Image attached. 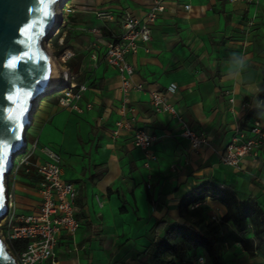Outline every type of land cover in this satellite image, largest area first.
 Here are the masks:
<instances>
[{
    "label": "crops",
    "instance_id": "0c3cea01",
    "mask_svg": "<svg viewBox=\"0 0 264 264\" xmlns=\"http://www.w3.org/2000/svg\"><path fill=\"white\" fill-rule=\"evenodd\" d=\"M156 1L71 0L75 9L66 14L63 32L66 45L74 49L69 66L89 89L78 103L80 111L61 106V94L42 98L29 136L39 146L34 161L53 162L41 151L51 150L59 157L62 179L79 189V250L72 251V239H60L58 264H149L147 250L153 242L170 227L186 223L181 202L206 186L230 190L242 203L252 198L264 211V160L234 169L220 159L238 124H250L256 115L264 118L259 99L264 91V0H188L189 11L166 3L151 26V41L139 42L137 53L128 56L135 72L127 91L118 70L105 60L106 50H94L88 63L86 46L66 39L68 31L90 27L86 20L101 3L115 19L125 10L142 19ZM100 29L107 44L112 35ZM233 53L248 57L244 77L257 92L237 86L227 75L226 62ZM171 84L178 89L168 100L181 120L170 113L156 114L151 106V92H165ZM183 124L208 134L209 144L194 148L181 136ZM137 130L156 138L150 148L156 160L149 168L145 151L133 142ZM39 180L34 172L10 176L18 213L37 210ZM196 207L211 208L210 217L227 212L210 198Z\"/></svg>",
    "mask_w": 264,
    "mask_h": 264
},
{
    "label": "built area",
    "instance_id": "2783aa9c",
    "mask_svg": "<svg viewBox=\"0 0 264 264\" xmlns=\"http://www.w3.org/2000/svg\"><path fill=\"white\" fill-rule=\"evenodd\" d=\"M188 0H158L155 2L151 11L142 19L136 18L129 10H125L121 17L122 31L119 34H112L104 58L107 63L118 70L124 91L132 88L131 76L135 70L128 61V56L136 54L138 43H149L151 41V26L158 17L166 10V3H178L184 6L185 10H191L192 6ZM231 2L242 1L247 3L258 2V0H229ZM70 13L71 9L63 7V12ZM110 21L115 17L112 13L104 14ZM66 21H63V25ZM99 38H102V30L94 27L92 30ZM63 43V41H62ZM74 53L67 50L61 56L62 67L59 74V90L52 93H60L59 102L64 108L80 111L79 101L83 94L89 89L86 84L79 81L78 75L69 66L70 59ZM57 60V57H55ZM97 60V53L94 55ZM141 88V86H139ZM178 87L171 84L165 92H151V106L156 114L170 113L180 118L178 112L169 102V94H175ZM231 102H234L232 99ZM120 125V124H119ZM184 126L181 136L189 140L196 149L206 147L210 137L205 132H199ZM156 141L155 136L145 130H137L133 137L136 147L145 151L147 162L145 167L149 168L150 162L156 160V156L150 148ZM39 146L36 141H30L27 134V146L23 154L25 156L15 166V175L21 172H34L40 177L38 191L40 203L32 214H20L17 211L15 191L9 186L7 194L8 212L0 224V235L5 241L10 253L16 260V264H58L55 249L62 238L72 239V251L78 252L79 247L75 241L81 222L77 217L75 209L76 200L79 196L78 186L74 183L66 182L62 179V169L59 166V157L51 150L44 148L42 153L49 156L53 162L37 164L34 161ZM221 163L229 168L241 169L242 166L251 161L254 166H258L264 160V118L254 116L250 124H238L234 134L225 147L220 152ZM14 170V169H13ZM13 174V172H12ZM11 174V175H12ZM150 184L148 188H150ZM211 222H220L221 218L217 215L210 217ZM25 241L26 245L19 249L13 248V241ZM191 264H206V259L199 256Z\"/></svg>",
    "mask_w": 264,
    "mask_h": 264
},
{
    "label": "water",
    "instance_id": "95a60500",
    "mask_svg": "<svg viewBox=\"0 0 264 264\" xmlns=\"http://www.w3.org/2000/svg\"><path fill=\"white\" fill-rule=\"evenodd\" d=\"M60 1L0 0V145L6 146L0 171V224L8 212V182L16 158L27 146V134L39 102L52 93L46 90L53 58L44 42L52 39L62 25L61 20L56 22ZM13 61L16 66L9 67ZM21 111L23 115L17 120ZM0 246L4 250L0 264H16L1 235Z\"/></svg>",
    "mask_w": 264,
    "mask_h": 264
},
{
    "label": "trees",
    "instance_id": "16d2710c",
    "mask_svg": "<svg viewBox=\"0 0 264 264\" xmlns=\"http://www.w3.org/2000/svg\"><path fill=\"white\" fill-rule=\"evenodd\" d=\"M259 99L264 109V91ZM208 198L219 201L226 208V214L218 223H206L203 218L192 223L190 216L201 209L196 206ZM180 211L186 214V223L170 227L153 242L147 250L149 264H191L199 256L205 257L206 264H225L221 261L220 249L235 244L242 245L245 250L254 248L257 254L264 256V211L256 200L251 198L242 203L230 190L206 186L181 202ZM248 233L253 235L252 239L243 236ZM25 245V241L19 240L12 243L16 249ZM200 249L205 255L195 256Z\"/></svg>",
    "mask_w": 264,
    "mask_h": 264
},
{
    "label": "rangeland",
    "instance_id": "374dc122",
    "mask_svg": "<svg viewBox=\"0 0 264 264\" xmlns=\"http://www.w3.org/2000/svg\"><path fill=\"white\" fill-rule=\"evenodd\" d=\"M71 0H69V3H65L63 4L62 7V11H63V7H66V9H71L72 12L75 9V6L71 5ZM102 3L100 4V7H98L96 9L97 13L95 15H89L88 19L86 20L87 23L89 24L90 27H87L85 29H81V30H75V31H68L67 37L66 39H76L78 41H80L83 45L86 46V50L88 51L89 55L87 56V62L91 63L92 62V58H93V51L94 50H106L107 48V44H106V38L104 35V33H102L104 36L103 38H99L96 33H94L92 30L94 28L95 24H99V28L104 29L107 32V36H111L112 35V30H114L116 33H119L122 31V23H121V17L118 16L116 19H114L113 21H110L107 17L104 16V14L109 12V9L105 7H101ZM70 12V13H72ZM62 13V12H61ZM67 13L66 11L62 13L61 16V22L62 25L60 27V29L57 31V33L52 37V39H50L49 41H45V47L47 48V46H49L51 49L49 51V53L51 54L52 58L55 59V57H57V63L59 64V69L58 72L60 74V71L62 69L61 65H64L63 62L59 61V54L62 51V53L64 54L66 52V50H70L73 52V48H71L70 46H67L65 41H64V30H66L67 28V24L63 25V21L66 20V14H70ZM111 30V31H110ZM103 32V31H102ZM63 41V43H62ZM100 41V42H99ZM85 43V44H84ZM65 51V52H63ZM60 93H55L53 96L59 95ZM49 96H45L43 99L47 100ZM32 127L30 128L29 132H28V137L32 136ZM25 156V154L21 153L17 156L16 158V167L18 166L19 162L23 159V157ZM16 167L13 170V174H15L16 172ZM211 208H205V209H200V211L195 214V215H191L190 216V221L192 223L198 222L201 218L204 219V221L206 223H210V214H213V211H209ZM218 214V212L216 213ZM222 218V217H221ZM4 221V220H3ZM2 221V222H3ZM233 228V226H231ZM235 229V228H234ZM249 230H252V226L249 227ZM250 232V231H249ZM245 238L248 239H252L253 235L251 233L245 234L243 235ZM197 255H205L204 250L200 249L198 250ZM220 258L221 261L225 264H264V256L262 254H257L253 249L251 250H245L243 248L242 245L240 244H235V245H225L223 247H221L220 249Z\"/></svg>",
    "mask_w": 264,
    "mask_h": 264
},
{
    "label": "clouds",
    "instance_id": "9594fccd",
    "mask_svg": "<svg viewBox=\"0 0 264 264\" xmlns=\"http://www.w3.org/2000/svg\"><path fill=\"white\" fill-rule=\"evenodd\" d=\"M226 64L227 75L236 81L237 86L245 87L250 93H255L258 91V89L244 77V73L248 67L247 56L233 53Z\"/></svg>",
    "mask_w": 264,
    "mask_h": 264
},
{
    "label": "bare ground",
    "instance_id": "6f19581e",
    "mask_svg": "<svg viewBox=\"0 0 264 264\" xmlns=\"http://www.w3.org/2000/svg\"><path fill=\"white\" fill-rule=\"evenodd\" d=\"M66 2V0H61L60 2H58L57 7H56V22L60 21L61 16H62V5ZM47 49L50 51V47L47 46ZM51 52V51H50ZM53 72L50 78V83L48 85V88L46 91L48 92H53L55 90H59V64L57 63V61L53 58Z\"/></svg>",
    "mask_w": 264,
    "mask_h": 264
},
{
    "label": "snow or ice",
    "instance_id": "6c2138e0",
    "mask_svg": "<svg viewBox=\"0 0 264 264\" xmlns=\"http://www.w3.org/2000/svg\"><path fill=\"white\" fill-rule=\"evenodd\" d=\"M50 2L54 3L55 0H50ZM43 11H44V15L47 17L49 15L47 4L44 5ZM15 66H16L15 61L9 64V67H15ZM22 115H23V112L21 111L20 115L16 116V119L20 120ZM5 148L6 146L0 145V171H3V160L6 158V152L4 151ZM2 255H4V250H3V247L0 246V256Z\"/></svg>",
    "mask_w": 264,
    "mask_h": 264
}]
</instances>
